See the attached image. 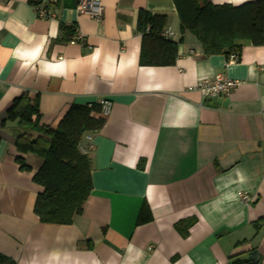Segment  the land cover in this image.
<instances>
[{"label":"crops","instance_id":"crops-1","mask_svg":"<svg viewBox=\"0 0 264 264\" xmlns=\"http://www.w3.org/2000/svg\"><path fill=\"white\" fill-rule=\"evenodd\" d=\"M41 2L53 19L29 0H0V264H229L253 250L264 264V227L253 224L264 220V44L236 42L237 62L226 64L181 30L171 0H100L99 22L78 0ZM139 10L166 18L179 41L173 65L140 63ZM75 29L81 42H71ZM219 73L239 82L229 96L187 91ZM23 93L52 129L71 105L110 103L94 114L104 126L79 144L92 191L70 225L33 213L42 160L26 154L30 170H20L15 142L38 134L6 120ZM143 205L151 220L137 225Z\"/></svg>","mask_w":264,"mask_h":264},{"label":"trees","instance_id":"trees-1","mask_svg":"<svg viewBox=\"0 0 264 264\" xmlns=\"http://www.w3.org/2000/svg\"><path fill=\"white\" fill-rule=\"evenodd\" d=\"M182 31H187L199 42L206 56L229 54L237 57L238 41H250L252 45L264 44V0L245 2L234 7L213 5L206 0H171ZM39 5L41 0H29ZM136 30L142 37L140 63L146 66L167 67L173 65L179 43L164 40L159 32L164 29L166 18L150 15L139 10ZM74 30V29H73ZM74 32V31H73ZM97 103L90 105H71L56 128L40 125V114L36 98L23 93L15 98L8 108L7 121L16 122L38 134L29 133L17 136L15 162L19 169L28 171L24 155L33 154L42 164L32 177V181L42 188L36 196L33 213L40 223L70 225L81 216L83 206L92 191L91 162L79 149L85 134L99 131L104 126ZM4 123V122H2ZM137 225L146 224L151 214L146 205L139 210ZM256 230L264 227V220L253 223ZM229 264H254L250 260ZM258 264V263H257Z\"/></svg>","mask_w":264,"mask_h":264},{"label":"built area","instance_id":"built-area-1","mask_svg":"<svg viewBox=\"0 0 264 264\" xmlns=\"http://www.w3.org/2000/svg\"><path fill=\"white\" fill-rule=\"evenodd\" d=\"M35 1V0H34ZM42 3V2H41ZM39 5H33L32 7L34 9V12L36 13V16L41 19L51 20L54 18V14L48 10L46 7L42 6V4ZM77 11L80 13L87 15L89 18H92L96 22H99L102 19L103 15V5H101L100 0H78L77 3ZM75 35L73 39L71 40L72 43L78 41L81 42V35L76 32L75 29ZM159 37H161L164 40H170L173 42L178 43L176 40L175 34L169 29L164 28L159 32ZM192 54V53H191ZM237 55L235 53H231L228 55L226 59V64H232L237 62ZM239 82L237 80H231L229 78H226L223 74H217L214 75L212 78L199 81L192 87H188L187 91H195L200 94V96L203 99H211V98H217L220 96H229L235 87H237ZM98 105L100 106L101 112L100 115L107 116L110 111V103L108 100L103 99L99 101ZM90 139L89 137H87ZM89 150H92V147H89ZM240 200H242L245 203H249L251 201V198L247 195L238 192L237 193Z\"/></svg>","mask_w":264,"mask_h":264},{"label":"water","instance_id":"water-1","mask_svg":"<svg viewBox=\"0 0 264 264\" xmlns=\"http://www.w3.org/2000/svg\"><path fill=\"white\" fill-rule=\"evenodd\" d=\"M258 257H259V254L256 250H253L250 255H249V259L251 260L252 263L254 264H257L258 262Z\"/></svg>","mask_w":264,"mask_h":264},{"label":"clouds","instance_id":"clouds-1","mask_svg":"<svg viewBox=\"0 0 264 264\" xmlns=\"http://www.w3.org/2000/svg\"><path fill=\"white\" fill-rule=\"evenodd\" d=\"M241 179H243V177H241Z\"/></svg>","mask_w":264,"mask_h":264}]
</instances>
